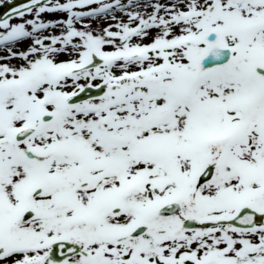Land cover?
<instances>
[{
    "label": "snow or ice",
    "instance_id": "1",
    "mask_svg": "<svg viewBox=\"0 0 264 264\" xmlns=\"http://www.w3.org/2000/svg\"><path fill=\"white\" fill-rule=\"evenodd\" d=\"M0 7V264H264V0Z\"/></svg>",
    "mask_w": 264,
    "mask_h": 264
},
{
    "label": "rangeland",
    "instance_id": "2",
    "mask_svg": "<svg viewBox=\"0 0 264 264\" xmlns=\"http://www.w3.org/2000/svg\"><path fill=\"white\" fill-rule=\"evenodd\" d=\"M161 2H164V0H161ZM121 14L117 13V17H119ZM49 19H55V17L51 18L49 17ZM110 22V21H107V20H97L93 23V27H96V28H99V27H102V26H106V24ZM149 41H144V43H148ZM61 59H67V57H61Z\"/></svg>",
    "mask_w": 264,
    "mask_h": 264
},
{
    "label": "water",
    "instance_id": "3",
    "mask_svg": "<svg viewBox=\"0 0 264 264\" xmlns=\"http://www.w3.org/2000/svg\"><path fill=\"white\" fill-rule=\"evenodd\" d=\"M17 1H15V3H14V5H19V4H21V3H24L25 1H23V2H17ZM9 10V8L8 7H6V10H4L3 12H2V14L4 13V12H6V11H8Z\"/></svg>",
    "mask_w": 264,
    "mask_h": 264
}]
</instances>
